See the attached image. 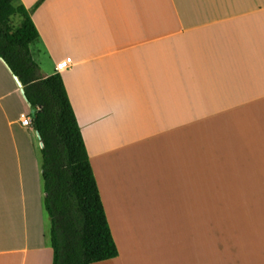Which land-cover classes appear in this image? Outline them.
Listing matches in <instances>:
<instances>
[{
    "label": "crops",
    "instance_id": "1",
    "mask_svg": "<svg viewBox=\"0 0 264 264\" xmlns=\"http://www.w3.org/2000/svg\"><path fill=\"white\" fill-rule=\"evenodd\" d=\"M14 8L44 77L74 61L60 74L119 250L92 264H264V0ZM31 111L0 57V264H53Z\"/></svg>",
    "mask_w": 264,
    "mask_h": 264
},
{
    "label": "trees",
    "instance_id": "2",
    "mask_svg": "<svg viewBox=\"0 0 264 264\" xmlns=\"http://www.w3.org/2000/svg\"><path fill=\"white\" fill-rule=\"evenodd\" d=\"M16 0H0V57L21 79L42 147L44 205L51 218L53 264H92L119 254L89 151L63 76L44 77L31 53L38 31L28 13L14 29Z\"/></svg>",
    "mask_w": 264,
    "mask_h": 264
},
{
    "label": "rangeland",
    "instance_id": "3",
    "mask_svg": "<svg viewBox=\"0 0 264 264\" xmlns=\"http://www.w3.org/2000/svg\"><path fill=\"white\" fill-rule=\"evenodd\" d=\"M9 20L15 29H20V26H19L20 16L18 14L11 15ZM32 142H33V146L36 150L37 158L39 159V161L41 162V165H42V163H43L42 151H41L42 144H41V141H40V138H39V135L37 132L32 133ZM47 220L51 226V218L48 214H47Z\"/></svg>",
    "mask_w": 264,
    "mask_h": 264
},
{
    "label": "built area",
    "instance_id": "4",
    "mask_svg": "<svg viewBox=\"0 0 264 264\" xmlns=\"http://www.w3.org/2000/svg\"><path fill=\"white\" fill-rule=\"evenodd\" d=\"M73 64H74L73 58L72 57H67V58L59 61L56 64V72L60 73V72H62L64 70L68 69L69 67H71ZM22 123L25 126H33L32 116L30 114L24 115Z\"/></svg>",
    "mask_w": 264,
    "mask_h": 264
},
{
    "label": "water",
    "instance_id": "5",
    "mask_svg": "<svg viewBox=\"0 0 264 264\" xmlns=\"http://www.w3.org/2000/svg\"><path fill=\"white\" fill-rule=\"evenodd\" d=\"M15 78H16V80H17V82H18L19 86H20V87H22V88H23V90H24L23 83H22L21 79L19 78V76L15 75ZM39 137H40V139H41V136H40V134H39ZM41 144H42V147H43V146H44V143H43L42 141H41Z\"/></svg>",
    "mask_w": 264,
    "mask_h": 264
}]
</instances>
